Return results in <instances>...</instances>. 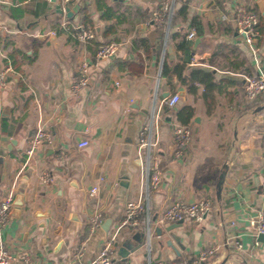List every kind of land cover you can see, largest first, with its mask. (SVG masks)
<instances>
[{
    "label": "crops",
    "instance_id": "obj_1",
    "mask_svg": "<svg viewBox=\"0 0 264 264\" xmlns=\"http://www.w3.org/2000/svg\"><path fill=\"white\" fill-rule=\"evenodd\" d=\"M244 2L261 18L257 53L236 25ZM166 3L171 12L157 24L154 14ZM58 4L0 0V69L15 68L0 94V204L14 199L0 228L7 250L29 254L34 264L93 259L122 223L127 201L143 196L151 241L145 234L141 248L122 257V239L143 230L124 227L116 264L186 262L208 247L215 255L200 264H264L255 227L264 209V93L250 99L244 92L246 74H264V0H72V18ZM65 20L86 23L96 38L53 35ZM108 42L117 43L116 54L96 63L98 46ZM83 61L88 85L74 92ZM174 92L176 106L161 108L154 151L162 182L152 190L137 155L138 132ZM185 106L194 109L188 125L177 118ZM177 125L192 132L180 154ZM39 129L50 138L30 156ZM82 139L89 144L80 148ZM202 199L209 212L201 222L184 219L177 243L165 229L175 222L158 223V216L173 203ZM97 215L101 222L92 227Z\"/></svg>",
    "mask_w": 264,
    "mask_h": 264
},
{
    "label": "built area",
    "instance_id": "obj_2",
    "mask_svg": "<svg viewBox=\"0 0 264 264\" xmlns=\"http://www.w3.org/2000/svg\"><path fill=\"white\" fill-rule=\"evenodd\" d=\"M62 5H68L72 0H58ZM163 9L157 11L154 14L153 21L157 24H162L166 21L171 8L169 3H166ZM261 18L259 13L254 7L247 3H241L238 5L236 12V25L238 26V32L244 37L246 43L252 48L254 53H257L256 39L260 34ZM59 28L66 30L74 39L81 42H89L96 38V34L84 22L74 24L68 20L62 21ZM57 30L52 31L53 35H57ZM197 33V28L193 27L187 37L193 38ZM117 43L108 42L98 46V50L95 54V62L99 60L110 58L117 52ZM80 74L77 78H74L72 85L73 91L78 92L83 86L88 85L89 81V64L85 61L80 63ZM15 71V68L11 63L3 66L0 69V94L7 87V81L9 75ZM244 92L246 97L255 99L260 94L264 93V74H246L244 76ZM180 101V95L178 92H174L171 97L166 99L160 108L155 107L151 116L150 123L144 125L138 132L137 143V155L141 160H145V180L146 187L148 189L156 190L162 182V174L159 166V156L154 149L159 143V127L162 123L161 108L166 105L167 107L174 108ZM49 132L39 129L38 132L31 137V146L28 149V154L32 156L43 140L49 139ZM174 142L176 144V153L180 154L182 148L188 145L192 141L191 130L184 125H177L173 130ZM89 144L88 139H82L79 147L83 148ZM98 187L91 189L92 193H96ZM14 204L13 197L6 198L0 204V228L7 223L11 217V208ZM210 201L202 199L195 203L176 202L166 207L163 212L158 216V223L177 222L179 220L191 219L197 222H201L205 215L209 212ZM125 217L122 223L117 228L115 234H113L101 251L93 259L86 260L80 264H116L114 254V244L118 233L124 227H131L135 229L142 228L146 234L147 243L151 241V215L148 208L145 205L144 198L141 196L138 201H127L125 205ZM101 222V215H97L92 220V227H97ZM255 227H257L258 233H264V209H262L255 221ZM216 248L208 247L200 251L196 258L181 262L172 261L164 262L160 260L156 264H200L207 261L215 255ZM0 264H34L32 256L26 253H11L7 250L5 243L0 240Z\"/></svg>",
    "mask_w": 264,
    "mask_h": 264
},
{
    "label": "water",
    "instance_id": "obj_3",
    "mask_svg": "<svg viewBox=\"0 0 264 264\" xmlns=\"http://www.w3.org/2000/svg\"><path fill=\"white\" fill-rule=\"evenodd\" d=\"M53 2H57V0H52ZM58 11H62V5L61 3L57 5ZM65 11H67V14L69 17H73V11L70 10L68 5L65 7ZM21 199H18L16 201V204H21ZM184 220H179L175 223H171L165 227V229L169 232L171 239H174L177 243H180L181 235L176 233L175 230L177 227L182 226ZM159 233L161 234L163 232V229L161 227L158 228ZM145 231L140 230L139 232L135 233L131 237H126L122 239L121 244L119 246V253L122 255V257H127L131 252H135L141 248L144 240ZM171 239H169L168 242L171 243ZM258 241L264 243V233L258 234ZM119 244V241L116 243V245Z\"/></svg>",
    "mask_w": 264,
    "mask_h": 264
},
{
    "label": "trees",
    "instance_id": "obj_4",
    "mask_svg": "<svg viewBox=\"0 0 264 264\" xmlns=\"http://www.w3.org/2000/svg\"><path fill=\"white\" fill-rule=\"evenodd\" d=\"M106 17H111L112 16V12L113 10H111V8H107L106 9ZM111 28V27H110ZM58 32L61 31H65L63 28H59L57 27ZM198 74L199 72H195L192 74L193 78H198ZM205 77H209L210 73H204ZM168 109V108H167ZM194 114V109L191 106H185L184 108H182L181 110L178 111L177 113V118L181 121V123L188 125V123L191 121L192 116Z\"/></svg>",
    "mask_w": 264,
    "mask_h": 264
}]
</instances>
